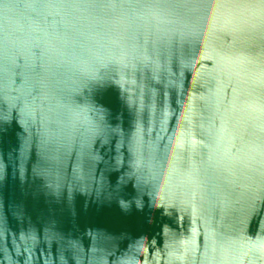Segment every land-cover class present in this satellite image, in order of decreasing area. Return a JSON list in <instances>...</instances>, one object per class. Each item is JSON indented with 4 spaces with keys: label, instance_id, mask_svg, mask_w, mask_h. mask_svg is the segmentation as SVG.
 <instances>
[{
    "label": "water",
    "instance_id": "water-1",
    "mask_svg": "<svg viewBox=\"0 0 264 264\" xmlns=\"http://www.w3.org/2000/svg\"><path fill=\"white\" fill-rule=\"evenodd\" d=\"M0 264H264V0H0Z\"/></svg>",
    "mask_w": 264,
    "mask_h": 264
}]
</instances>
